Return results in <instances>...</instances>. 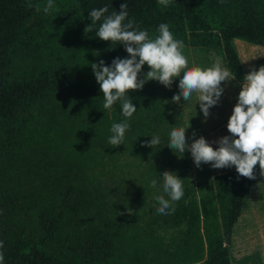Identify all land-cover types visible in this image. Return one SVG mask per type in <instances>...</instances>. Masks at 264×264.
<instances>
[{"label": "trees", "instance_id": "obj_1", "mask_svg": "<svg viewBox=\"0 0 264 264\" xmlns=\"http://www.w3.org/2000/svg\"><path fill=\"white\" fill-rule=\"evenodd\" d=\"M198 1L171 0L165 7L158 0H53L55 8L46 14L47 0H0L4 264H234L226 240L245 195L263 179L260 169L254 180L237 171L220 174L215 191L206 180L192 185L167 147L172 127H182L171 102L177 79L170 88L149 81L126 93L137 111L127 118L124 143L110 145L112 124L126 118L119 102L103 108L90 64L103 60L110 66L128 53L119 42L96 37L99 22L84 32L92 9L119 11L127 2L129 19L150 37L167 23L186 47L213 50L241 82L233 41L264 46V31L210 17ZM261 66L264 57L253 67ZM149 70L145 65L142 73ZM153 135L160 144L142 147ZM131 168L139 170L134 181L140 192L134 195L126 185ZM165 170L185 179V195L170 215L157 213L154 199L163 194ZM152 179L158 180L155 189Z\"/></svg>", "mask_w": 264, "mask_h": 264}, {"label": "clouds", "instance_id": "obj_2", "mask_svg": "<svg viewBox=\"0 0 264 264\" xmlns=\"http://www.w3.org/2000/svg\"><path fill=\"white\" fill-rule=\"evenodd\" d=\"M158 3L166 7L171 0H158ZM54 8L53 0H47L43 12L47 14ZM35 9L41 11L40 5H35ZM89 19L91 24L85 27V33L92 32L99 22L96 37L111 44L119 42L128 53V58L117 57L110 66L103 60L90 64L103 94V108L112 109L119 102L122 115L126 118L111 126L112 135L108 143L114 147L124 143L125 133L130 129L127 118H131L137 111L126 93L142 90L149 81H157L170 88L179 78V92L172 96L171 102L180 104L190 101L193 93H196L200 111L207 118L209 110L219 104L228 82L236 78L228 68L222 67L219 59H215L207 68L194 62L190 66L189 55L185 53L186 46L182 40L174 38L170 26L161 23L157 29L159 34L150 37L147 30H141L134 19H129L127 2L121 3L119 11L114 9L110 12L107 5L94 8L89 13ZM145 65L150 70L143 74ZM240 87L237 103L227 124L230 135L209 142L203 136L197 139L193 131V142L189 145L186 132L190 124L187 128L172 127L167 147L182 155L190 152L197 168L202 164H210L213 169L234 166L240 177L254 180L258 165L260 176L264 178V66L259 67V70L251 68ZM160 142V136L153 135L150 141L141 146L154 149ZM213 143L218 147L213 148ZM160 177L163 181V194L154 196L159 204L156 211L162 215L174 214V202L180 201L185 195V179L169 170L163 171ZM157 184V179L151 180L152 188L155 189ZM2 248L3 242H0ZM4 259V253L0 251V264H4Z\"/></svg>", "mask_w": 264, "mask_h": 264}, {"label": "rangeland", "instance_id": "obj_3", "mask_svg": "<svg viewBox=\"0 0 264 264\" xmlns=\"http://www.w3.org/2000/svg\"><path fill=\"white\" fill-rule=\"evenodd\" d=\"M198 3L201 12L210 17L230 23H248L264 31V0H199ZM233 46L242 73L245 75L257 60L264 57V46L241 40H234ZM185 53L189 55L190 66L194 62L207 68L215 62V59L220 60L213 50L203 47H186ZM177 83L179 84V78ZM240 90V84L236 80L228 82L219 104L209 110L210 115L207 118L200 111L196 93H193L190 101L175 104V112L180 116L182 127L187 128L190 124L186 132L189 145L193 142L191 139L193 131L197 139L203 136L209 142L230 135L227 124ZM212 146L218 147L215 143ZM172 153L173 164L179 166L194 187L206 180L215 191L218 175L236 171L234 166L213 169L210 164H202L197 168L190 152H185L183 155L177 151ZM256 168L259 166L257 165ZM127 173L130 175L126 181L127 190L134 195L140 192V185L134 181L139 170L131 168ZM130 181H134L135 184H130ZM226 246L230 261L234 264H264V178L252 185L245 195L239 217L226 240Z\"/></svg>", "mask_w": 264, "mask_h": 264}, {"label": "crops", "instance_id": "obj_4", "mask_svg": "<svg viewBox=\"0 0 264 264\" xmlns=\"http://www.w3.org/2000/svg\"><path fill=\"white\" fill-rule=\"evenodd\" d=\"M242 74H243V78H244L245 74L244 73H242ZM242 82H243V80L241 82L237 81V83L240 84V85L242 84Z\"/></svg>", "mask_w": 264, "mask_h": 264}]
</instances>
